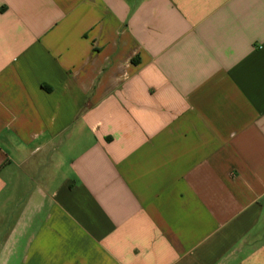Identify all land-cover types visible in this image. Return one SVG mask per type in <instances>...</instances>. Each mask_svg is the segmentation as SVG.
Listing matches in <instances>:
<instances>
[{
	"label": "crops",
	"instance_id": "crops-1",
	"mask_svg": "<svg viewBox=\"0 0 264 264\" xmlns=\"http://www.w3.org/2000/svg\"><path fill=\"white\" fill-rule=\"evenodd\" d=\"M0 264H264V0H0Z\"/></svg>",
	"mask_w": 264,
	"mask_h": 264
}]
</instances>
